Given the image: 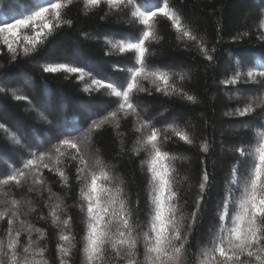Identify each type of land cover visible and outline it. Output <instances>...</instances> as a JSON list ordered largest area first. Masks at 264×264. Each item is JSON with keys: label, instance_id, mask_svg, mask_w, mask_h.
<instances>
[{"label": "trees", "instance_id": "16d2710c", "mask_svg": "<svg viewBox=\"0 0 264 264\" xmlns=\"http://www.w3.org/2000/svg\"><path fill=\"white\" fill-rule=\"evenodd\" d=\"M148 2L163 6V0ZM16 4L17 0H0V8H15ZM168 5L209 50L213 59L207 60L194 41L178 39L180 34L172 27L171 21L162 15L157 16L158 39L146 44L147 65L184 74L183 81L174 75L173 82L184 92L194 95L196 103L188 102L178 94L166 96L157 92L146 80L143 86L148 91L136 93L133 102L138 106L141 118L151 120L155 127L163 129L168 124H174L187 131L194 141L187 144L169 132L171 139L162 144V150L180 157L174 162L178 173L176 187L187 219H191L197 197L202 196L187 245V264H196L199 247L209 239L210 229H214L218 222L217 207L225 195L226 180L233 165L239 164L241 174L245 171L246 164L232 149L247 143L251 130L264 123V110L259 108L245 117L227 114L237 107L243 108L248 97L264 95V78H257L256 83H221L237 70L246 72L251 67L264 70L258 63L264 58V29L258 27L259 22L264 20V0H168ZM63 18L71 20V25L57 28L31 57L19 56L13 61L7 49L0 46V125H4L0 129V178L8 174L9 165L21 167L24 159L31 158L30 152L46 151L59 138L68 135L67 132L61 134L62 129H87L93 120L116 107L117 101L106 95V90L85 92L84 83L90 81H78L77 74L45 73L41 65L69 63L84 68L86 73L97 79L126 86L128 73L124 69L134 62V53L112 51L105 44V38H138L142 26L130 22L128 10L109 11L106 4L85 9L84 0H72L63 10ZM59 45L68 46L69 56L57 54L55 48ZM75 50V55L80 54L87 62L74 59L71 55ZM26 78H31L30 87L23 83ZM10 89H20L17 95H25L28 100L14 99ZM38 113H43L47 119H40ZM135 123V118L129 117L119 121L118 129L114 127L115 122L106 125L93 134L91 143L92 153L116 178L113 186L123 188L134 223L146 221L149 209L148 173L146 165L141 164L147 154L133 152L139 136L134 130ZM228 126L241 128V133L228 131ZM9 131L20 139L19 145L9 139ZM79 134L71 133L72 136ZM203 141H207V152L200 148ZM75 168V163L68 164L66 168L69 176L67 188L61 186L55 173L45 169L43 174L52 192L64 197L68 206L66 217L71 218L70 230L76 245L68 258L69 264H83L80 249L85 213L76 207L81 185L76 180ZM205 171L208 181L204 192L200 193L199 184ZM5 190L16 198H24L26 193V188L19 189L15 185ZM28 198L32 199L37 210L22 218L44 230L46 236L39 246L46 249L48 264H59L56 252L58 230L50 220L39 219L42 214L47 216L48 213L44 207L47 193L43 199L34 194H28ZM6 230V220L0 221V238H5ZM33 239H36L35 234ZM26 242L25 233L22 234L21 245ZM137 254L143 259L142 243L138 245ZM105 264L119 262L114 261L109 253Z\"/></svg>", "mask_w": 264, "mask_h": 264}, {"label": "snow or ice", "instance_id": "6c2138e0", "mask_svg": "<svg viewBox=\"0 0 264 264\" xmlns=\"http://www.w3.org/2000/svg\"><path fill=\"white\" fill-rule=\"evenodd\" d=\"M71 3L72 0H17L15 8H0V46L7 49L13 61L19 56H33L57 28L64 24L71 25V20L63 18V10ZM101 4H106L109 11L128 10L130 22L142 26L140 35L135 39L105 38V44L112 51L119 54L134 53V62L124 69L128 73L126 86L97 79L91 73H86L84 68L69 63L41 65L45 73L77 74L78 81H90L84 83L85 92L106 90V95L115 98L117 104L112 111L93 120L87 129H62L61 134L67 132L68 135L59 138L46 151L30 152L31 158L24 159L21 167L9 165L8 174L0 178V221L7 222L6 236L0 238V264H48L46 249L39 246L46 233L22 218L37 210L28 194L43 199L45 193L47 199L44 207L48 213L47 216L42 214L39 219L50 220L51 225L58 230L56 252L59 264H69L68 258L76 245L70 230L71 218L66 217L68 206L64 197L52 192L43 173L45 169L55 173L61 186L67 188L69 176L66 168L71 163L76 165V180L81 185L76 207L85 213L80 249L83 264H105L109 253L119 264H187V245L199 214L202 196L197 197L191 219H187L176 187L178 173L174 162L180 157L163 151L162 144L171 139L169 132L187 144H193L194 141L187 131L174 124L160 129L151 120L141 118L133 96L148 91L143 86L146 80L157 92L166 96L178 94L188 102L196 103L194 95L184 92L173 82L174 75L183 81L184 74L147 65L146 44L158 39L157 16L162 15L171 21L172 27L180 34L178 39L194 41L207 60L211 61L213 57L169 7L168 0H163V6L150 5L148 0H84L85 9L96 8ZM258 27L264 29V20L259 22ZM258 63L264 67V58ZM257 78H264V70L258 71L256 67H251L246 72L237 70L221 83H256ZM23 83L30 87L31 78H26ZM9 91L16 100H28L25 95H17L20 89ZM257 108L264 110V95L248 97L243 108L237 107L227 114L245 117ZM38 116L42 120L47 119L43 113H38ZM129 117L135 118L134 130L139 133L133 152L139 154L143 151L147 154L141 164L146 165L148 173L149 209L146 221L136 223L133 222V212L123 188L113 186L116 178L91 151L96 131L113 122L118 129L119 121ZM3 128L4 125H0V129ZM73 132L80 134L72 136ZM251 132L247 143L232 149L239 153L246 164L245 171L241 174L239 164L233 165L230 177L226 180L225 195L217 207L218 222L214 229H210L209 239L199 247L196 264H264V123ZM8 136L16 144L21 143L15 133L9 131ZM200 148L207 152V141L201 142ZM207 181L208 174L205 171L199 184L200 193L204 192ZM10 185L26 188L24 198L10 196L5 190ZM25 233L27 242L21 245L22 234ZM33 234L36 239H33ZM140 243L143 244V259L137 254Z\"/></svg>", "mask_w": 264, "mask_h": 264}, {"label": "rangeland", "instance_id": "374dc122", "mask_svg": "<svg viewBox=\"0 0 264 264\" xmlns=\"http://www.w3.org/2000/svg\"><path fill=\"white\" fill-rule=\"evenodd\" d=\"M55 50L57 51V54L59 55V56H65V55H67L68 54V46H65V45H59L57 48H55ZM77 53V51L75 50L73 53H72V55L71 56H73V58L74 59H76V60H82V61H84V62H87V59L86 58H82L81 56H80V54H77V55H75ZM67 56H69V55H67ZM89 64H93L94 66H96L94 63H89ZM46 104V107L48 106V104L47 103H45ZM148 107V106H147ZM150 109V108H149ZM1 111V110H0ZM240 129L241 128H239V127H233V128H231L230 126H228V131H232V132H239V133H241L240 132ZM242 131V130H241ZM232 137H234L235 135H231ZM226 150H229V149H226Z\"/></svg>", "mask_w": 264, "mask_h": 264}]
</instances>
